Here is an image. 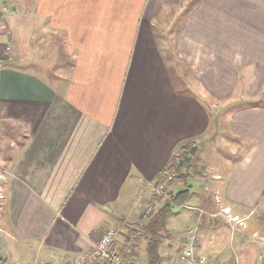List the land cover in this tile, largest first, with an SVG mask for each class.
Here are the masks:
<instances>
[{"label":"crops","instance_id":"crops-1","mask_svg":"<svg viewBox=\"0 0 264 264\" xmlns=\"http://www.w3.org/2000/svg\"><path fill=\"white\" fill-rule=\"evenodd\" d=\"M27 2L0 0L8 8L0 49L13 44L15 27L19 64L0 66L5 263L25 254L32 264H81L115 219L142 215L148 185L192 142L220 177L214 200L198 196L197 207L212 212L217 198L264 239V0ZM199 96L246 103L227 114L241 153L231 168L201 151L212 121ZM191 213L199 260L247 263L246 226L232 236L221 210Z\"/></svg>","mask_w":264,"mask_h":264},{"label":"rangeland","instance_id":"rangeland-1","mask_svg":"<svg viewBox=\"0 0 264 264\" xmlns=\"http://www.w3.org/2000/svg\"><path fill=\"white\" fill-rule=\"evenodd\" d=\"M27 1L28 0H19L20 3L22 2L21 5H23V4L26 5V8H27L26 3H28ZM7 9L8 8H5V5H2V4L0 5V25H2L1 22L7 23V20H6V18L8 17ZM12 32H14V37L12 40L13 44L10 47H8L7 49H4V51H1V49H0V66L3 65L4 63L5 64L9 63L10 65H13L15 67L17 65H19L12 58V56L13 55L15 56L17 53V51H16L17 43H18L17 42V29L14 27L12 29ZM171 73L173 74L175 82L176 81L178 82L179 79L175 75V72L172 68H171ZM187 93H190L192 95L194 94L193 91L189 88H187ZM199 98L201 99L202 103L206 106L207 111L209 113V117L211 118V121H212L211 122V130L209 131V136L207 138L209 140V142L206 144V147L204 149H201V151L202 152L206 151V154H207L206 156H209V161L211 160L212 163H214V161L218 158L217 160H221V161L225 160V162H226L225 165L227 167L231 168L238 162L239 157H241L240 156L241 153L239 155L235 154L236 152L234 150L237 147L236 142L239 140L231 137V134L229 132L230 127H229V121L227 120V114H228V112H232L234 109H238L237 107L246 105V103L240 104V103L235 102V103L229 104V102H226V101L225 102L224 101L213 102L212 100L207 99L203 96H202V98L199 96ZM260 103L264 104L263 101H260ZM9 142H7V146H8V144L11 143V142L10 143ZM200 147H201V145H199V144L197 145V142H195V143L192 142V143H189L188 145H186L185 147L183 146L181 148H178L175 151L172 161H175L176 159L179 160V162L183 161L182 165L176 164L178 166V168H180V177L181 178L178 179L174 184H172L170 186V188L167 191V193L165 194V196L162 197V200H159V199L157 200L158 204H154L155 199H152V197L154 196V193H153V189L150 188L151 194L149 193V196H151V197L149 200L148 199L146 200L145 198L143 199V202L141 204L142 207L140 210V214H142V215L140 217H138V219H136L135 217L130 218V219H128L126 217H122L121 218L122 220H119V218H117V219L114 218L115 219L114 223H111V226H109V227L115 228L118 232H120V234L122 233V231L127 232L128 229H126V228L133 227L134 223L139 222L138 220L140 218H142V216L144 215V213L148 209H150V208L153 209L155 207L154 209L157 210L163 204H166L167 202H169L171 197L177 192L178 189H181L186 185L187 188L190 189L191 199L188 203H186L182 207L176 208V211H178L181 214L184 213L183 214L184 220L185 219H187V220L184 222V225H183V224H178L177 218L175 219V217L177 215L173 216L170 219L169 230L171 232H173L174 234L178 233L180 237H178L177 239H173L171 241V244L169 243V245H172L171 249L167 252L168 255L164 254V256H167L170 259L172 258L171 260H174L176 264H180V261L177 258L179 257L180 252L183 249V242H182L181 238L187 236V231L190 228L197 227V226H194V223L192 221L193 216L191 215L192 214L191 212L198 214V215H201V216L206 217V218H210L211 217L210 213H216L218 210L219 211L221 210L220 216H224V217H222L223 222H224V224L225 223L227 224V226H228L227 229L229 230L230 235L232 234V236H234V235L236 236L237 234H241L239 232H243L241 230L244 229L245 226L247 227V230L244 231V234L248 236L246 238L251 243L249 245V250L251 252V255H249L250 259L247 261L246 264H253L257 256H258V259H257V264H258L260 259L262 257L264 258V252L259 254L257 251V248L261 249V250H262V248L264 249V247L261 245V241L263 239L262 238L263 236L260 233L259 234L262 237L259 234H254V232H256L254 230H256V229L254 226H251V222L248 221L245 225L244 222L237 220L236 218H233L232 214L229 213V209H225V208L221 207V204L219 203V200L217 198H215V200H216L218 207H217V209L214 208V210H212V212L211 211L208 212L206 207L205 208L197 207L198 204H196V203L198 202V199H197L198 196L203 197L204 199L211 198L212 200H214V197L212 196V194H213L212 186H213V182H215V179H217V177H219V176H217L215 170L210 169L211 168L210 166L209 167L207 166V168H205L206 162H204V160H205V159H203L204 156L202 157V153H199V151H198V148H200ZM240 151H242V149ZM220 156H222V157H220ZM188 169H190L193 177H189ZM5 173L6 172L4 171V169H2V167L0 166V188L1 189H2V184L4 183V180H5L4 176H3V175H5ZM152 203H153V205H152ZM199 209H201V210H199ZM193 210H197V211H193ZM187 213H189V215L187 218H185ZM221 214H223V215H221ZM216 220H218V219H216ZM124 226H127V227H124ZM253 235H254V237H253ZM198 238H199V228H198ZM199 244H200V241L198 240L197 245H196L197 248H198ZM255 246H257V247H255ZM144 247H145V244H143V247H142V251H143L142 254H145V252H146ZM163 248H165V246ZM14 256L15 255H13L11 259L15 260L16 257H14ZM19 257H20V261L18 262V264H32V256L25 255V254H19ZM195 257H196L197 261H201L198 259L197 250L195 253ZM143 258H144L143 260L142 259L140 260L141 264H147L146 254H145V257H143ZM201 262L207 263L205 261H201ZM74 264H77V263L74 262ZM81 264H83V263H81Z\"/></svg>","mask_w":264,"mask_h":264},{"label":"built area","instance_id":"built-area-1","mask_svg":"<svg viewBox=\"0 0 264 264\" xmlns=\"http://www.w3.org/2000/svg\"><path fill=\"white\" fill-rule=\"evenodd\" d=\"M176 164H183L179 160H175ZM180 173L171 171L165 173V175L156 183L149 184V189H153V193L156 196H165L170 186L180 179ZM220 179V177H217ZM4 198L3 191L0 188V201ZM152 209H148L142 216V222H145ZM182 239V238H181ZM264 243V239H262ZM198 241V228H190L187 231V236L183 237V249L178 257L180 264H207L201 261H197L195 253L197 250ZM138 244L130 237L124 236L121 239V234L115 228L107 227L102 233L98 242L93 249L88 253L80 257V263L83 264H130L124 261V256H129L133 260L136 256ZM0 264H6L4 257L0 253ZM258 264H264V258L262 257Z\"/></svg>","mask_w":264,"mask_h":264},{"label":"trees","instance_id":"trees-1","mask_svg":"<svg viewBox=\"0 0 264 264\" xmlns=\"http://www.w3.org/2000/svg\"><path fill=\"white\" fill-rule=\"evenodd\" d=\"M171 171L180 173V168H178L175 161H172L170 166L161 173L157 181H159L165 173ZM188 172L189 177H193L190 169H188ZM162 197L164 196L154 195L152 197V199H155L154 204H158L157 200H162ZM190 199V189L185 185L171 197L169 202L163 204L157 210H155L154 207L145 222H142L140 218L138 220L139 222L134 223L133 227L127 228L130 232L127 236L132 238L138 246L145 244L147 264H176L175 261L171 260L172 258L170 259L163 255V247L167 241L172 240L173 236L172 232L169 230V221L178 213L176 208L182 207L188 203ZM124 261L130 264H134L135 262L129 256H124Z\"/></svg>","mask_w":264,"mask_h":264}]
</instances>
